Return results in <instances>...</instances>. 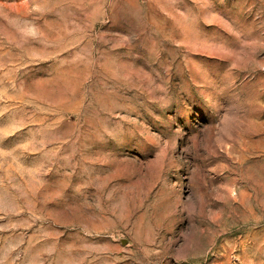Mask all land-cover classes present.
Segmentation results:
<instances>
[{"label":"rangeland","instance_id":"374dc122","mask_svg":"<svg viewBox=\"0 0 264 264\" xmlns=\"http://www.w3.org/2000/svg\"><path fill=\"white\" fill-rule=\"evenodd\" d=\"M0 264H264V0H0Z\"/></svg>","mask_w":264,"mask_h":264}]
</instances>
